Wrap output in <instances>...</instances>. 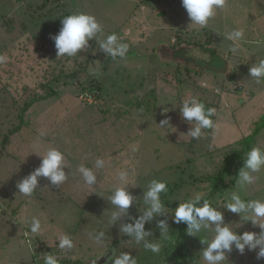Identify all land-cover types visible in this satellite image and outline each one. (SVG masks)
Segmentation results:
<instances>
[{
  "label": "rangeland",
  "instance_id": "obj_1",
  "mask_svg": "<svg viewBox=\"0 0 264 264\" xmlns=\"http://www.w3.org/2000/svg\"><path fill=\"white\" fill-rule=\"evenodd\" d=\"M74 13L94 16L102 32L76 56H57L49 37ZM233 30H242L243 39H227ZM112 33L128 45L126 57L99 48ZM261 59L264 0H225L204 27L191 23L180 0H0V264H42L48 254L109 264L112 243L126 235L121 226L146 210L143 195L152 180L167 184L160 194L165 212L204 197L209 186L197 178L224 168L226 155L264 124V79L258 83L249 76ZM177 68L178 86L167 90L159 75ZM192 97L215 109L214 127L202 130L199 139L187 135L191 124L180 115L183 101ZM254 147L264 150V125ZM49 148L64 155L65 182L56 187L39 177L31 196L18 192L17 184L39 167ZM97 159L103 168L95 167ZM80 165L93 170L95 185L84 183ZM122 171L126 182L119 179ZM238 173L234 187L216 191L210 204L238 235H259V225L248 220L264 225V218L224 207L233 193L246 203L264 201V168L251 173V184L238 183ZM120 186L134 197L125 216L110 202ZM114 213L121 216L115 223ZM33 218L41 224L36 233ZM171 218L166 214L151 223ZM62 235L71 238V249L58 246ZM213 236L214 226L186 230L185 264H207L202 252ZM152 238L161 240L155 231ZM257 252L246 248L241 255L233 248L226 264H264Z\"/></svg>",
  "mask_w": 264,
  "mask_h": 264
},
{
  "label": "clouds",
  "instance_id": "obj_2",
  "mask_svg": "<svg viewBox=\"0 0 264 264\" xmlns=\"http://www.w3.org/2000/svg\"><path fill=\"white\" fill-rule=\"evenodd\" d=\"M182 7L186 10L187 16L191 23L204 27L209 19L215 15V10L223 8L225 0H180ZM102 32V26L92 15L85 13H74L65 16L61 20V27L58 33L50 35V39L54 43L57 56H76L78 51L85 50L89 41L96 39L97 34ZM242 30H233L227 35V39L239 41L243 39ZM99 48L107 55L115 58H124L128 52V45L120 42V38L116 33L108 35L99 41ZM249 76L255 78L259 83L264 79V59L256 61L249 68ZM180 115L191 124L187 135L191 139H199L202 130L214 127L212 117L215 115V109L206 108L198 98L192 97L185 99L180 107ZM168 119L161 121V126L166 125ZM194 123L195 126H192ZM243 167L239 170L238 176L241 185L251 184L255 177L251 173H256L264 168V150L259 147H253L243 159ZM66 167L64 163V155L56 148H49L46 154L42 156L41 163L33 172L23 178L18 184V192L25 196H31L38 187V178H47L53 186H59L65 182L67 175L63 170ZM97 169L104 167V161L97 159L95 162ZM78 172L83 178L84 183L89 186L95 185L97 177L92 169L80 165ZM127 173L122 171L119 174L121 182H126ZM167 184L163 181L152 180L143 195L146 210L138 218L129 217L132 223H124L122 230L128 237L135 239L137 243H143L146 249L152 252H159L161 248L158 244L153 243L146 238L151 235L145 230V224L153 220L154 217L165 216L164 205L161 202L160 194L165 192ZM134 197L127 190L126 186L116 187L111 195L110 202L120 213L127 215V210L133 204ZM228 211L236 214L251 212L257 218H264V201L252 200L243 201L239 195L233 193L230 202L224 207ZM121 218L119 213L113 214L114 223ZM174 222L184 223L187 225V232L198 233L203 228L214 226V236L210 242H205L202 256L207 264H226L227 253L233 248L241 255L245 249L257 252V259H264V225L249 219L254 225H259L261 232L257 235L254 232H244L237 234L227 224L224 223L223 213L214 208L209 201L202 200L200 195H196L194 199L179 203L174 209ZM31 231L36 233L40 230V221L36 218L31 220ZM157 227L161 234H166L169 230L168 223L165 219L157 222ZM194 236V235H192ZM104 233L100 232L95 239L99 242L103 239ZM58 246L61 249H71L73 244L68 235H62L59 238ZM44 264H58L55 256L48 254L44 258ZM111 264H136L135 258L126 252L113 253Z\"/></svg>",
  "mask_w": 264,
  "mask_h": 264
},
{
  "label": "trees",
  "instance_id": "obj_3",
  "mask_svg": "<svg viewBox=\"0 0 264 264\" xmlns=\"http://www.w3.org/2000/svg\"><path fill=\"white\" fill-rule=\"evenodd\" d=\"M181 43L191 45V41L189 40H179L178 44L181 45ZM180 71L181 70L177 68L172 72H164L163 74L159 75V77L163 78V80L166 82L165 88L167 90L174 89L176 86H178L177 81L179 82V80L177 78V74ZM63 73L64 70L61 69L59 71V74L62 75ZM101 91L103 90L101 89ZM48 97H50V95L44 97L37 96L32 100H42ZM31 102L32 101L28 102L29 104L26 103L24 109L27 108L31 104ZM23 113L24 111L22 110V112L19 114L20 118L22 119L21 122H23L24 120ZM263 125H261L257 130L243 139V142L241 143L242 147L240 149H233L229 154L226 155L224 159V168L220 169L216 174H208L197 178L198 180L201 179L209 186L208 193L204 197H202V200H207L210 203V200L214 196V193L216 191L223 192L230 187H234L237 173L240 170V167L244 164L243 159L246 158V154L255 146L259 130ZM16 130L17 128L14 131ZM10 137L11 136H9V134L6 135L2 144L6 143L7 140L9 141ZM231 176L232 178L230 183H226V180ZM165 202L166 205L170 204L172 207H175V205L177 204L176 202H170L169 200H166ZM166 211L167 212L165 213L171 215L172 217L168 222L169 230L166 234L160 233V230L157 227V222L151 223L150 221L145 224V230L151 233V235L146 239L158 244L161 248V251L152 252L151 250L146 249L143 246V243H137L134 238L123 235L121 238L115 240L110 247L112 251L108 259L109 264H111V258L114 252H116L117 254H119L120 252H126L130 254V256L135 258L136 264H185L186 255L184 252V247L182 245V239L184 233L187 230V225L184 223H175L173 219L174 211ZM154 231L157 235H159V237H161L160 241L152 238ZM55 251V249H51L50 252ZM56 258L58 260V264H91L82 261L75 262L62 257ZM40 263L44 264V259L41 260ZM100 264L103 263L101 262Z\"/></svg>",
  "mask_w": 264,
  "mask_h": 264
},
{
  "label": "water",
  "instance_id": "obj_4",
  "mask_svg": "<svg viewBox=\"0 0 264 264\" xmlns=\"http://www.w3.org/2000/svg\"><path fill=\"white\" fill-rule=\"evenodd\" d=\"M95 91V90H94ZM101 260H103V259H101Z\"/></svg>",
  "mask_w": 264,
  "mask_h": 264
}]
</instances>
